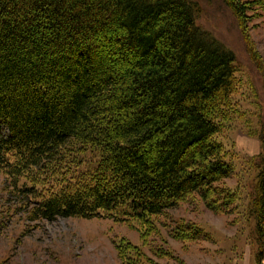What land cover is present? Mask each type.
Instances as JSON below:
<instances>
[{"label": "trees", "instance_id": "obj_1", "mask_svg": "<svg viewBox=\"0 0 264 264\" xmlns=\"http://www.w3.org/2000/svg\"><path fill=\"white\" fill-rule=\"evenodd\" d=\"M215 1L245 36L264 18V0ZM202 12L200 0H0V173L31 202L32 220L147 229L192 194L222 211L230 195L217 185L234 167L217 136L238 62L197 24ZM259 141L264 152V123ZM251 206L263 264L264 154ZM173 237L208 240L195 226ZM117 252L145 264L130 242Z\"/></svg>", "mask_w": 264, "mask_h": 264}, {"label": "rangeland", "instance_id": "obj_2", "mask_svg": "<svg viewBox=\"0 0 264 264\" xmlns=\"http://www.w3.org/2000/svg\"><path fill=\"white\" fill-rule=\"evenodd\" d=\"M200 4L203 12L197 24L230 48L238 62L233 107L217 136L234 167L232 178L217 185L229 193L226 203L230 204L214 213L192 194L164 216L153 218L148 230L134 220L60 217L34 221L31 202L0 173V264H122L117 247L123 242L137 246L145 264H177L175 259L185 264H256L251 205L264 154L259 141L264 123V18L248 21L246 37L222 2L200 0ZM188 226L201 229L208 240L187 242L173 237Z\"/></svg>", "mask_w": 264, "mask_h": 264}]
</instances>
